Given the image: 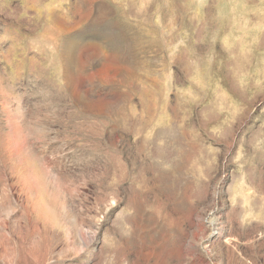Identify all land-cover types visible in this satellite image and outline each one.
<instances>
[{"label": "rangeland", "instance_id": "1", "mask_svg": "<svg viewBox=\"0 0 264 264\" xmlns=\"http://www.w3.org/2000/svg\"><path fill=\"white\" fill-rule=\"evenodd\" d=\"M0 264H264V0H0Z\"/></svg>", "mask_w": 264, "mask_h": 264}]
</instances>
